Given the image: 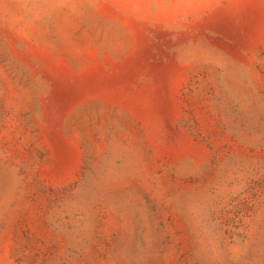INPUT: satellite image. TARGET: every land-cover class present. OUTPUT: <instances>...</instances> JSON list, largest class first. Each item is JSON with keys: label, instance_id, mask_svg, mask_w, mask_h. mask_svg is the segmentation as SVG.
I'll return each instance as SVG.
<instances>
[{"label": "rangeland", "instance_id": "rangeland-1", "mask_svg": "<svg viewBox=\"0 0 264 264\" xmlns=\"http://www.w3.org/2000/svg\"><path fill=\"white\" fill-rule=\"evenodd\" d=\"M0 264H264V0H0Z\"/></svg>", "mask_w": 264, "mask_h": 264}]
</instances>
